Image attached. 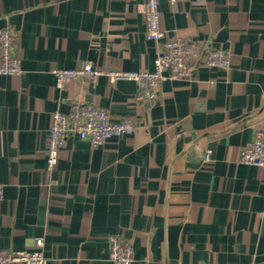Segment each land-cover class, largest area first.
<instances>
[{
    "label": "crops",
    "instance_id": "1",
    "mask_svg": "<svg viewBox=\"0 0 264 264\" xmlns=\"http://www.w3.org/2000/svg\"><path fill=\"white\" fill-rule=\"evenodd\" d=\"M142 2L0 0L22 70L0 75V251L41 240L48 264H111L108 238L120 236L131 264H264V168L239 162L264 126V0H160L165 35L199 57L153 104L105 75L56 85L54 70L87 62L151 71L160 43L145 39ZM218 48L228 68L204 65ZM75 104L130 118L133 132L98 146L68 134L46 170L51 114Z\"/></svg>",
    "mask_w": 264,
    "mask_h": 264
},
{
    "label": "built area",
    "instance_id": "2",
    "mask_svg": "<svg viewBox=\"0 0 264 264\" xmlns=\"http://www.w3.org/2000/svg\"><path fill=\"white\" fill-rule=\"evenodd\" d=\"M174 3L177 0H168ZM160 0H143L140 11L145 18V39L160 43V49L153 60L151 71L103 72L94 64L87 62L79 69H56L53 75L56 85L61 88L69 80L95 82L101 75L110 80L134 82L139 88L138 99L149 104L158 98L161 82L169 76L183 80L190 77L196 67L199 50L193 43L184 42L176 37H167L160 25ZM19 39L13 28L7 24L0 28V75L16 77L21 74V60L18 54ZM230 51L214 49L208 52L203 63L211 68H228ZM133 132L130 118L123 117L113 121L107 110L90 104H75L69 113L54 111L48 131L46 147V170L55 168L59 151L68 134H74L81 140L98 146L113 137H122ZM211 150L206 149L203 161L209 162ZM239 162L247 166L264 168V126L255 131L253 140L242 148ZM2 192L0 190V198ZM36 249L22 252L0 251V264H48L42 251V241L35 242ZM109 261L111 264H131L133 251L130 242L120 236H109Z\"/></svg>",
    "mask_w": 264,
    "mask_h": 264
}]
</instances>
